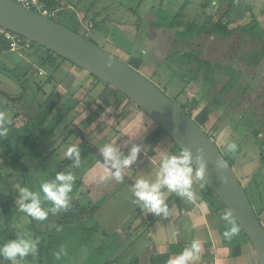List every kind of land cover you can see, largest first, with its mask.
<instances>
[{"label":"rangeland","instance_id":"obj_1","mask_svg":"<svg viewBox=\"0 0 264 264\" xmlns=\"http://www.w3.org/2000/svg\"><path fill=\"white\" fill-rule=\"evenodd\" d=\"M70 1L75 8L58 9L53 17L54 20L86 37L126 63H129L131 57H140L143 59V64L139 69L140 73L156 84L172 100L181 106L184 101L194 102L195 99L197 102L193 115L209 103L219 111V115L224 118V123L230 122L239 126V132L244 141L243 146L249 147L248 149L251 150L250 155H252L253 149H256L255 146L251 147L250 143L259 141L261 155L264 156V127L260 125V122L264 120V56L260 58L258 65L254 68L246 67L245 62L241 59V53L244 51L253 52V49H264V0ZM158 7H161L160 9L165 12L161 14L162 18H175L173 25H176L174 27L177 29H184L188 23H195L198 29L201 24L203 34L197 37L193 36L194 38L190 39L194 45L190 47L185 45L181 50H178L180 49V42L175 44V35L169 29L166 31L167 25L163 24L162 21V23H158L160 24L158 26L152 24L151 18L156 17L158 11H160ZM80 12H82L83 17ZM99 12L105 13L103 15ZM89 21L94 22V27L88 28ZM218 30H221L224 36L219 34ZM228 32H232L231 37L228 36ZM0 44H4L2 47L5 48L7 46L2 37H0ZM197 46L200 58L215 65L216 69L214 73L202 69L197 75V79L190 82L188 79L196 74L195 69L197 66L195 63L191 67L186 63H172L167 61L166 57L174 50H178L180 53L174 56L178 60L182 53L188 52L191 48H197ZM49 52L42 46L31 42L30 48L0 55V89L14 96H22L19 101L14 103L0 94V112L8 114L7 106H10L9 108L14 107L15 111L22 109L23 112L27 113V115L23 114L25 117L22 118V121L18 123L14 117H10L14 119L15 127L22 128L21 126L25 124L31 125L34 122H41L43 124L39 131H36V134L42 137L46 136L47 139L46 145H43V142L41 143L45 149L41 148L35 154H27L28 152L24 148L18 147L16 149L18 160L9 156L3 161L1 156L3 152L5 154V151L2 148L0 152V176L5 179L14 170L24 169L23 166L26 165L28 171L25 173L28 177L33 181L37 180L43 183L47 180V173L66 157V151L69 147H79L82 142H86L90 147L91 154L86 159L81 160L79 167H74L72 164L67 169L73 171L76 176L73 192L71 193L70 207L67 210L52 214L47 220L38 222L36 230L32 219L23 213L13 222V226L17 232L30 233L34 237L37 234V238L39 237L38 239L41 240L50 234L55 224L60 222L65 215L78 210L80 207H84L90 213L94 206L100 204L99 212L91 219L89 218L86 223L87 227L98 224L100 228V231L91 238L92 242L85 243L86 238L82 230L63 224L57 230L61 237V244L49 254L48 262L49 264H106L109 255V243L107 241L108 238L112 239L109 236L111 229L119 232L140 224L143 215H152L153 218L156 215L144 210L140 204L135 207V210L138 211L137 207L139 210L143 209L142 217L141 214L136 212L133 214L129 212V201L122 200L128 196L127 189L123 185L125 180H117L114 176L106 181L99 180L96 200L92 199L90 195L92 186L83 181V177L79 176V172L82 168L85 169L88 166V169H93L99 164L100 166L105 165L108 170L111 169L104 162L100 152L103 144H100L99 148L94 146L95 137L89 133L88 126L97 118L94 111L98 112V110L95 106L100 110V105H97L95 101L101 100L102 102L104 97L106 99V93L108 95L109 92H106V90L110 89L112 91L111 87L113 86L89 75L88 84L93 87H91L92 90H89L90 86L87 84L86 87L89 89L84 87L81 91L84 93L83 98L84 95H87L80 108L82 109L84 106L81 112V123L79 124L75 120L78 114L72 117L71 112V114L63 116L62 114L67 111L59 107H55L46 120L43 121L45 115L43 111L46 110L41 111L43 108L40 104L44 103L48 95L54 91L53 86L56 85L55 82H51L52 61L46 59V55L49 56L50 54ZM55 58L59 62L64 61L69 64L68 61L62 60L58 56ZM41 68L45 70V75L39 74ZM63 74L64 70L61 68L60 75ZM231 79L234 80L232 90L230 92L221 91L222 87L227 85ZM91 91H93V97L89 96ZM55 92H61L58 85ZM125 100L123 99V101ZM133 110H137V105L129 101L126 111L130 113ZM107 111L109 112V109ZM114 111L119 112L117 109ZM114 111H112V114ZM215 113L214 115L217 116V112ZM107 115L108 113L106 117H108ZM109 120H113V117L101 118L100 128L103 126L102 123L108 124ZM221 127L222 125L219 126L218 131H215V134H218ZM122 135H124L123 137L127 136L125 133H119L112 140V143L115 142L114 140H120ZM43 141L45 142V138ZM113 144L116 145L117 143ZM178 152L179 149L176 148L175 154H178ZM20 153L24 154L21 155ZM262 164H264L263 161ZM132 165L135 167V163ZM262 170L263 167L259 171L262 173ZM80 182H82V185H79ZM2 185L3 183L0 181L1 192L3 190ZM38 186L40 187L39 183ZM39 187L35 189L31 186L30 189L37 192L40 190ZM259 191L263 197L264 191L262 189ZM255 192V182H253L251 187L247 188V193L256 210L258 205L254 200ZM18 196L19 192L17 198ZM209 196L214 200V203L220 204L214 195ZM51 206L50 203L46 208ZM161 216L155 218H161ZM153 218H151V221H153ZM6 226L7 219L2 214L0 202V232ZM144 228L147 232L140 239L143 240L142 244L146 243V240L150 237L148 235L150 230L147 227ZM158 231H156L157 234L164 237L163 231ZM242 234L249 244L245 233ZM3 240L5 239L0 236V241ZM99 245H102V248L95 249ZM111 245L116 247L117 244L113 241ZM61 249L65 251L61 252ZM248 250L252 252V254L249 253L251 260L255 257V264H260L252 245H249ZM129 251L127 247L123 252L124 256L121 255L123 262L127 260ZM57 252H60L59 259L55 255ZM33 257L35 256H29L20 261L19 264H37ZM247 257L245 254L244 258Z\"/></svg>","mask_w":264,"mask_h":264},{"label":"crops","instance_id":"obj_2","mask_svg":"<svg viewBox=\"0 0 264 264\" xmlns=\"http://www.w3.org/2000/svg\"><path fill=\"white\" fill-rule=\"evenodd\" d=\"M73 5L74 4H72L70 0H61L59 6H57L56 9H74L75 7ZM160 8L161 7H158V10ZM99 13L104 15L105 12ZM164 13L165 12L160 9L157 16L151 18L152 24H157L158 26L160 25L158 23L161 21L163 24H166V31L169 29L174 33L175 44H178L180 41L177 39L175 33L177 28L173 27L172 25V20L175 18H162L161 14ZM80 15L83 17L82 12H80ZM3 45L0 44V55H5L7 52H16L8 50L7 46L6 48L2 47ZM55 57L56 55H46L47 61H52L51 64L53 65L51 82H55L56 84L53 86L55 89L51 93L62 95L63 99L57 105V107L62 110L70 107L71 110L68 114H71L72 112V117L78 114L75 120H77V122L80 124L82 121L81 112L83 111L84 106L82 109L80 108L81 105H83L85 100L84 98L87 97V95H84L83 98L84 93L81 91H83V88L89 83L88 76L91 74L67 59H63L62 57L58 56L62 58V60L68 61L69 64H66L64 61L59 62V60H57ZM61 68L64 70L63 75H60ZM40 70L44 71V73L41 75H45V70L42 68ZM57 85L61 91L60 93L55 92ZM91 87L93 86H90V89L88 87L86 88L92 90ZM107 91L109 92L108 95L106 93V96L109 98L112 96V92L110 89H107L106 92ZM92 94L93 91L89 93V96H92ZM47 99L48 97L44 100L43 104H45ZM123 99L119 100L116 97H112V103L116 104L115 106H107L103 100L102 102L101 100H96L95 103L100 105V110L97 108V106H95L96 110H98V112L94 111L97 118L88 126V131L91 135H94L95 138L93 143L97 148L100 147V144L104 145L109 141L112 143V140L119 133H125L127 136L123 137L124 135H122L120 140H114L115 142L113 143H117L116 145L119 146L120 151L124 156H127L130 153V150L133 146L138 145L140 147L137 160L134 162L135 167L131 164L128 168H122V173L124 174L123 180H125L123 181V185L127 189L128 194V196H126L127 198H123L122 200L129 201V212L132 214L136 212L141 214L140 216L142 217L143 209L139 210L137 207L138 211L135 210V207L139 205V203L136 202V198L133 193V187L136 181L141 177L151 178L154 180L156 172L159 169L161 155L164 153L175 154L177 145L167 133H158L157 135L155 134L158 129V124L142 109L137 108V110L127 113L126 108L128 106V100L126 99L123 101ZM43 104H40L42 108ZM205 106L210 107L212 109V113L210 114L209 119L203 128L216 142L226 157L233 156V158H235V162L232 167L234 168L244 188L247 190L248 187H251V183L255 182L256 192L254 194V200L258 205V208L256 206V213L264 226V195L262 197L259 191L260 189L264 191V164H262L260 151L261 146L259 141L250 143L251 147H256V149H253L252 155H250L249 152L251 150L248 149L249 147L243 146L244 141L242 139L241 133L239 132V126H237L235 123H224V118L219 115V111L216 110V108H213L209 103ZM7 107L9 111L8 116L14 117L18 123L19 121H22V118L25 117L23 114L27 115V113L23 112L22 109L15 111L14 107ZM102 108H104V110ZM108 109L109 112L107 111ZM116 109L119 112L114 111ZM111 110L115 113L113 112L112 114ZM215 112H217V116L214 115L216 114ZM107 113L108 117H106ZM111 117H113V120H109V122H107L108 124L102 123L103 126L100 128V119ZM214 117L217 118L215 119ZM220 125H222L220 131L218 134H215V131H218ZM74 128H76V126H74ZM101 130L102 132H100ZM151 135L154 136V138H152L149 144L143 146L142 144L145 139ZM46 142L47 139L45 138L43 145H46ZM231 142H235L237 144V149L234 153H229L226 151L227 144ZM43 145L41 144L36 149L29 148L26 152H28L27 154H35V152L41 148L45 149ZM261 167H263L262 173L259 171L261 170ZM86 168L81 169V176L83 177V181L86 184L92 186L90 189V195L93 200H96V195L99 189L97 185L100 183L98 179L99 175L102 174L106 169L109 172V178L112 179L114 175H111V173H114V170H108L105 165L100 166V164L93 169ZM36 183H39L40 185L42 184L41 182L35 180V186ZM193 187L198 196V199L195 203L187 202L185 198H181L178 194L169 193L167 198L169 209L170 212L173 209H175V211L167 218H164L163 216H161V218H155L156 216H154L153 218L152 215H143L144 217H142L140 224L128 227L124 230H118L119 232H116L117 230L111 229L109 231V236H111L112 239L108 238L107 241L109 243V255L107 257L108 261L106 264H128L130 259L134 257H139L142 264L143 262L146 264L148 263L151 255L169 254V257H174L178 255L185 247L190 246L193 239L199 240L201 243V258L199 261L195 262V264H255L256 259L253 257L251 260L249 253L252 254V252L248 250L249 245L251 244L250 242L248 244V241L245 240L242 234L243 231L241 229L239 234L233 237L231 240H225L223 238L225 224L220 219V217L224 211H226V209H224L221 204L218 205L214 203V200H212L210 196L206 194L204 181L195 183ZM98 212L99 210H97L96 213ZM151 218H153V221H151ZM193 225H195V227H193ZM144 227H147V229L150 230V234L148 233L150 237L148 240H146V243L142 244L143 240L140 239L145 235L144 233L147 232ZM158 230L163 231L162 233H164V237L157 234L156 231ZM113 241H115V244H117L115 245L116 247L111 245V242ZM172 246H175V252H171ZM238 246L240 247V253L236 254L234 251ZM127 247L130 250L129 256L127 260L123 262L121 255L122 257L124 256L123 252H125ZM245 254L248 256L246 259L244 258Z\"/></svg>","mask_w":264,"mask_h":264},{"label":"water","instance_id":"obj_3","mask_svg":"<svg viewBox=\"0 0 264 264\" xmlns=\"http://www.w3.org/2000/svg\"><path fill=\"white\" fill-rule=\"evenodd\" d=\"M0 26L69 60L119 90L162 127L180 150H192L194 167H198L196 157L203 149L208 162L204 182L226 209L233 210L237 224L254 248L260 264H264V226L234 168L193 116L136 68L69 27L14 0H0ZM0 94L14 103L22 98L2 89ZM220 158L227 162L224 169L216 166Z\"/></svg>","mask_w":264,"mask_h":264},{"label":"clouds","instance_id":"obj_4","mask_svg":"<svg viewBox=\"0 0 264 264\" xmlns=\"http://www.w3.org/2000/svg\"><path fill=\"white\" fill-rule=\"evenodd\" d=\"M13 121L4 112H0V140L8 137L12 129ZM237 144L231 142L227 144L226 151L234 153ZM101 155L104 162L114 169V175L117 180H123L122 168H128L137 160L140 147L133 146L130 153L124 156L120 148L109 142L102 146ZM196 157L198 167L193 165V154L190 148H184L178 154L164 153L159 161V169L156 172L155 179L139 178L134 187L133 193L136 202L141 204L147 212L156 216L167 218L175 211L170 212L167 198L169 193L178 194L185 198L189 203H195L198 196L194 190V184L203 182L208 171V162L203 154V149L199 150ZM66 156L73 160V166L79 167L81 164V152L78 146H71L66 151ZM218 169L227 167V162L220 158L216 162ZM100 181L109 179V172L105 171L99 175ZM226 179V178H224ZM76 181V176L71 170L57 172L54 178L46 180L40 185V191H32L29 187H19V196L15 200L19 211L27 217L37 222L48 219L50 212L56 214L65 211L70 207L71 193ZM43 201L51 202L52 207L43 206ZM220 219L225 224L223 238L231 240L239 234L240 227L234 217L233 210L227 209L221 215ZM195 227V225H193ZM59 230V229H57ZM39 239L30 233H17L14 237L0 241V264L5 261L9 264H19L29 256H35L38 253ZM64 252V249L60 250ZM56 258H60V252L55 253ZM201 258V243L193 239L190 246L185 247L178 255L169 257L167 264H195Z\"/></svg>","mask_w":264,"mask_h":264},{"label":"trees","instance_id":"obj_5","mask_svg":"<svg viewBox=\"0 0 264 264\" xmlns=\"http://www.w3.org/2000/svg\"><path fill=\"white\" fill-rule=\"evenodd\" d=\"M45 1L52 8H57V6H59V3L61 2V0H45ZM174 21H175V19L172 20V25L174 24ZM89 22H92V21H89ZM92 23L94 24V22H92ZM222 24H223V22H222ZM87 26H88V24H87ZM174 26H176V25H173V27ZM221 26L223 27V25H221ZM203 32L204 31L202 30L201 24H200L199 28L197 29L195 23H188L184 27V29H182V30L176 29V32H175L176 37L180 41V43H179L180 49H178V50H181V48L185 45H186V47H190V46L194 45L190 39L203 34ZM217 32L219 34H221L222 36H224V33H222L221 30H218ZM231 35H232V32H228V36L231 37ZM178 50H174L172 53H169V55L166 57V60L171 61L172 63L175 62L177 64L186 63L188 66L191 65V67L194 66V63H195V65L197 66V68L195 69L196 74H194V77L191 76L190 79H188V81L192 82V81L196 80L197 75L200 73V71L202 69H206L210 73H214L216 66L212 65L210 62H207L206 60H203L202 58H200L198 46H197V48L189 49L188 52L182 53L180 55L181 57L179 56V58L177 60L174 56L180 53V51H178ZM49 53L51 55H54V56L56 55V54H53L51 52H49ZM262 56H264V49H253V52H245L244 51L243 53H241V59L243 60V62H245L246 67H253L254 68L255 66H257L259 63V60ZM128 64L131 65L132 67L136 68L137 70H139V68L143 64V61L140 57L135 56V57H131V59H129ZM92 76H94V75H92ZM96 78L99 79L98 77H96ZM233 86H234V80L231 79V80H229L227 85L222 87L221 91L224 90L226 92H230L232 90ZM111 88H112V91H111L112 96H110L109 98L107 97L105 100H103L107 106H115L116 105V104L112 103V97H116L119 100H122L123 98H125L128 100V102L129 101L132 102L130 99H128L123 93H121L116 88H114V87H111ZM221 91H220V93H221ZM62 99H63L62 95H58L56 93H51L48 96V99L46 100L45 104H43V109H41V111L46 110V111H43L45 114L43 117V121L46 120V118L50 115L52 110L55 107H57V105L61 102ZM196 102L197 101L195 99H194V102L184 101V103H182L181 107L183 109H185L188 114L193 116L195 121L200 126L205 127V124L207 123L209 116L212 113V109L208 106H205L201 110H199L195 115H193L192 113L196 109ZM137 108H139V107L137 106ZM102 109L104 110V108H102ZM70 110H71V108L67 107L66 108L67 112H64L62 115L63 116L68 115ZM12 121H13V125H12L10 135L8 137L0 140V152H1L2 148H4V151H5V154L3 152V155L1 156L3 158V161L6 160V158L9 156L10 157L12 156L16 160H18V158H17L18 155L16 153L17 152L16 149L18 147L24 148L26 151L29 148L36 149L43 142L44 138H46V136L42 137V136H39L38 134H36L37 133L36 131H39V129L41 128V125L43 123L34 122L31 125L25 124V125L21 126L22 128H20V127L17 128L14 125V119H12ZM260 125L264 127V120H262L260 122ZM158 133H165L166 134V132L163 130V128L160 127L159 125H158V129H157L155 134L157 135ZM152 138H154V136H152V135L147 137L142 145L146 146L147 144H149L151 142ZM79 148H80V152H81V160L86 159L91 154L90 147L86 142H82L79 145ZM179 151H180V149H179ZM20 154L23 155L24 153H20ZM261 157H262V161L264 162V156L261 155ZM226 158L229 161L231 160L230 161L231 165L234 164L235 158L229 157V156H227ZM72 164H73V160L66 156L47 173V180L54 178V176L57 172L67 170ZM23 168L24 169H21V170H19V169L14 170L5 179L4 178L2 179V176H0V181L3 183V185H2L3 190H2V192L0 191V202H1V207H2V214L7 219V226L5 228H3L0 232V236L4 239L12 238L18 233L17 230L15 229V227L13 226V222L21 214V212L19 211L18 205H16V203H15V200L17 199L18 188L22 185L24 187H29V188L31 186H33V188H35V189L39 187L38 183H36V186H35V181L31 180L28 177L27 173H25L26 171H28V166L24 165ZM81 175H82L81 172H79V176H81ZM79 181H81V180L79 179ZM204 184H205L206 194L207 195H214L218 199L219 203L222 204V202L214 194V192L209 188V186L205 182H204ZM79 185H82V182H80ZM39 191L40 190H38L37 192H39ZM42 203H43V206L46 207L51 202L43 201ZM210 203H212V202H210ZM222 207L224 209H226L223 204H222ZM92 209L93 210L90 213H88L87 209H85L84 207H80V208H78V210H74V212H71V213L65 215V217L60 222H57L55 224V227L53 228V230L50 232V234L46 235L41 240L39 239L38 253L35 255V257H33L35 262L37 264H49V262H48L49 254L61 244V237H60L57 229H59V226H61L63 224L72 226L73 228H76L77 230H82L84 233L83 235L86 238L85 243L92 242L91 238L93 236H95L100 231V228H99L98 224L91 226V227H87L86 223H87L88 219L89 218L91 219L95 215L97 210L100 209V204H97ZM51 215H52V213L50 212L49 217ZM32 221L34 223V227L36 230L37 226H38V222L35 220H32ZM41 236H43V235H41ZM36 238H37V234H36ZM100 247L102 248V245H99L95 249H98ZM175 251H176L175 246H172L171 252H175ZM234 252L236 254L240 253V247L239 246L236 247ZM168 259H169V254L151 255L148 263H146V264H166ZM5 264H9V262L6 261ZM128 264H142V262H141V259L139 257H134V258L130 259Z\"/></svg>","mask_w":264,"mask_h":264},{"label":"built area","instance_id":"obj_6","mask_svg":"<svg viewBox=\"0 0 264 264\" xmlns=\"http://www.w3.org/2000/svg\"><path fill=\"white\" fill-rule=\"evenodd\" d=\"M21 4L22 6L31 9L35 12L42 14L48 18L53 19V17L58 12V9L50 7L45 0H14ZM94 27L92 22L88 23V28ZM0 37L4 38L7 43L8 49L11 51H20L22 49L30 48L31 41L22 37L21 35L9 31L0 26ZM44 71L40 70V74H43Z\"/></svg>","mask_w":264,"mask_h":264}]
</instances>
